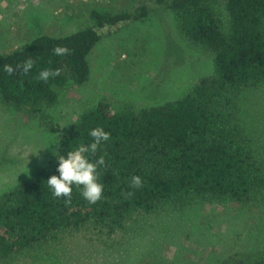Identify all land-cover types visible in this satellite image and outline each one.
<instances>
[{"label":"trees","instance_id":"obj_1","mask_svg":"<svg viewBox=\"0 0 264 264\" xmlns=\"http://www.w3.org/2000/svg\"><path fill=\"white\" fill-rule=\"evenodd\" d=\"M151 3L172 12L185 39L212 52L213 74L160 106L114 111L100 101L85 111L59 136L46 165L0 196V261L87 224L113 232L134 213H154L163 204L179 207L194 198L245 206L264 188L236 108L247 88L264 83V0H141L131 10L114 13L93 8L91 26L61 37L43 34L0 55V101L45 119L43 108L54 104L68 82L81 86L88 80L87 57L101 39L99 30L144 20ZM219 4L224 6L225 23L216 9ZM56 46L72 54L56 56ZM28 58L34 66L27 75L4 72L5 64L15 67ZM45 69H59L61 74L44 82L38 77ZM50 122L45 121L49 131L57 133ZM97 127L111 134L94 156L87 154L90 162L105 158L98 168L103 198L89 204L83 187L73 185L67 204L66 198L53 196L47 181L59 176L58 156L94 142L89 133ZM133 176L142 178V188L130 187ZM128 192L134 195L126 198L123 193ZM216 264H264V251L235 253Z\"/></svg>","mask_w":264,"mask_h":264},{"label":"rangeland","instance_id":"obj_2","mask_svg":"<svg viewBox=\"0 0 264 264\" xmlns=\"http://www.w3.org/2000/svg\"><path fill=\"white\" fill-rule=\"evenodd\" d=\"M141 0H0V55L40 35L65 36L91 26L89 11L131 10ZM147 18L99 30L81 86L68 82L45 119L0 101V196L28 181L52 158L59 136L100 101L138 111L181 98L213 74V54L185 39L172 12L150 4ZM223 23L224 6L216 8ZM226 28V25H225ZM238 122L264 176V83L236 100ZM57 127L51 133L45 121ZM264 251V188L248 205L194 198L138 212L113 232L87 224L54 234L0 264H216L235 253ZM258 257V256H256Z\"/></svg>","mask_w":264,"mask_h":264},{"label":"clouds","instance_id":"obj_3","mask_svg":"<svg viewBox=\"0 0 264 264\" xmlns=\"http://www.w3.org/2000/svg\"><path fill=\"white\" fill-rule=\"evenodd\" d=\"M56 56L71 55L72 50L63 46H56L52 49ZM34 61L31 58L26 59L23 63L17 64L15 67L5 64L3 66L4 72L11 76L14 71L20 70L22 74L27 75L33 68ZM61 74L59 69L50 70L45 69L39 73V80L47 82L49 78L58 77ZM89 135L94 142L87 146L81 144L73 151H69L65 156H58L59 176L52 175L48 181V186L52 189L53 196L56 198H66V203H71V194L73 185L83 187L82 196L89 204H96L103 198L104 185L98 182V168L105 165L104 156H100L95 162H90L87 154L93 156L100 149L102 142L109 141L111 134L105 132L102 127H97L90 131ZM106 155V153H105ZM130 187L139 189L143 187V180L140 176H133L131 178ZM126 198H131L134 193H123Z\"/></svg>","mask_w":264,"mask_h":264}]
</instances>
